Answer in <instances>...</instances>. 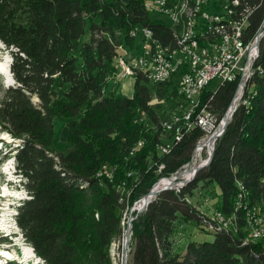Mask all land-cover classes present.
Segmentation results:
<instances>
[{"label":"trees","instance_id":"16d2710c","mask_svg":"<svg viewBox=\"0 0 264 264\" xmlns=\"http://www.w3.org/2000/svg\"><path fill=\"white\" fill-rule=\"evenodd\" d=\"M242 3L251 7L249 31L254 34L264 20V0ZM165 24V19L152 20L142 0H0V39L11 48L10 72L16 82L4 88L0 127L18 143H10L7 154L13 155L30 195L18 206L17 224L45 264H115L108 248L123 232L121 210L148 194L159 178L148 159L166 162L167 172L190 159L200 130L159 157V132H145L138 122L145 112L158 122L156 111L163 104H152L153 94L169 100L168 84L155 89L139 77L131 96L114 95L107 87L118 55L107 34L119 31L123 45L131 46V30L148 25L171 44ZM255 70L249 87L256 91L234 112L210 164L180 192L159 193L134 219L131 264H264L261 239L242 242L247 210L240 209L243 203L235 206L241 182L244 206L264 210V37ZM236 88L237 82H227L206 96L219 117ZM63 119L67 148L57 151V126ZM142 138L146 146L130 157ZM115 162L121 165L113 182L98 176L104 164ZM129 169H138L140 180L136 185L126 182L121 202L115 184L123 185ZM201 183L219 187V209L231 215L238 231L213 233V241H189L182 254L172 236L180 218L201 222L185 199Z\"/></svg>","mask_w":264,"mask_h":264},{"label":"built area","instance_id":"2783aa9c","mask_svg":"<svg viewBox=\"0 0 264 264\" xmlns=\"http://www.w3.org/2000/svg\"><path fill=\"white\" fill-rule=\"evenodd\" d=\"M121 1L128 3L130 0ZM142 1L145 8L151 13L152 20L159 21L160 15H157V8L166 7V15L170 16V24L165 25L169 29H173L174 34L180 31L178 21H175L174 17V7L176 5H169V0H164L162 5L149 7L145 5V0ZM198 10H202V19L197 26V34H192L189 40H182L186 45V56H181V67H172L171 52H165V43L156 37L155 31L148 25H138L131 30L130 35L135 41L130 50H127L123 44L115 45L118 52L116 60L119 62V71H113L112 73H118V80L128 77H144L146 82L152 84L155 89L163 84L169 85V100L166 97L160 98L157 92L153 94L152 104H163V107L156 111L159 118L158 122L156 123L151 119V125L147 127L142 120L143 117L150 118L146 112L143 117L138 118V122L144 127L145 132H153V134L159 132L158 141L155 143L159 157L170 154L187 136L196 130H200L202 134L197 139L193 150L195 156L199 143L210 137V147L203 149V152L206 151V155L202 152L201 159L203 160L198 163V166L193 167L192 174L190 172L194 156L191 162L180 166L173 172H167L166 162H154L151 157V163L154 164L151 167H155L154 172L159 176V179L150 191L153 192L155 187L162 181L166 183L156 192L151 202L159 193L165 190L180 192L182 190L180 181L195 179L197 173L209 165L208 161L216 140L225 132L224 126L226 123L217 131L222 120L228 116L230 108L234 106L229 116L230 121L232 114L241 104H244V98L253 97L256 91L255 87H249L248 76L257 73V70L253 69V62L264 37V20L257 32L251 34L249 29L252 10L249 5L244 6L242 0H210V5H203L202 0L199 3ZM139 36L142 37V41L137 44L136 40ZM146 63H153V70H146ZM184 71H196L197 78L205 79V87L195 89L196 80H191L189 90L183 91L182 95H175V86H179ZM217 71H224V79L218 82V86L212 87V75ZM106 80L108 85L109 75ZM227 82H237V88L231 105L223 115L222 120H219V115L212 109L207 97L210 94H215L219 87ZM166 102L170 105L169 111L164 108ZM235 102H237L236 105H234ZM144 146H146L145 138H142L132 149L130 157ZM125 171H128V179L124 180L122 186H116V190L122 194L121 202H123L126 182H134V185L138 184L141 174L138 169ZM99 177H105L113 182L115 166H102ZM170 180H176V183L168 185ZM239 188L241 193L236 202H243V209L247 210V226L252 229L249 234L258 235V232H264V218L261 215L263 213H258V208L250 209V207L244 206L243 198L246 192H242L241 182ZM199 193L201 194V192ZM192 198L193 195L191 198L186 196L185 199L192 204ZM193 207L201 217L200 223H202V226L200 227L202 230L211 233L229 232L231 215L225 214L222 210H215L207 216L198 209L197 205H193ZM132 211L131 214H133Z\"/></svg>","mask_w":264,"mask_h":264},{"label":"rangeland","instance_id":"374dc122","mask_svg":"<svg viewBox=\"0 0 264 264\" xmlns=\"http://www.w3.org/2000/svg\"><path fill=\"white\" fill-rule=\"evenodd\" d=\"M107 36L111 40V42H113V44L115 45L123 44V34L121 32L112 31L109 32ZM85 38L86 40L89 39V33L85 36ZM136 41L137 44H140L142 41V37L139 36ZM126 49L130 50L131 46L126 45ZM9 60L10 61L13 60L11 48L8 49L5 43L0 39V62L9 63ZM218 82H220V80L213 79L211 86L212 87L218 86ZM6 83H8L9 85H11V83L13 85H16V82L14 81L12 74L10 75L9 73H7L6 76L0 74V84H1L0 101L4 98L5 95L4 88L9 87L7 86ZM135 83H136L135 77H128L126 79L117 80V81L112 80L107 85V87H108V91L114 93V95L116 94V95L131 96L134 92ZM151 86L155 88L152 84ZM67 88H69V85H67ZM58 89L60 90V94H61L63 89L62 90L61 88ZM32 99L36 103L39 101L37 96H34ZM231 103L229 104V106L231 105ZM169 106L170 105L168 104V102H166L164 108H166V110L168 109L169 111ZM223 115L219 117V120L220 119L222 120ZM142 120L146 123L147 127L151 125L150 124L152 122L151 118L147 119L146 117H143ZM66 122L67 120L64 119L63 121L60 120L57 126L59 130L58 138H57V149H56L57 151L60 150L63 151L67 148L68 126H66ZM14 140L15 138L9 132L2 130V128L0 127V264H45L44 260L39 256H37L33 247L29 244V242L26 241L20 227L17 224V214L19 212L18 206H20L25 199L29 198L30 195L24 186V181H23L24 179H22V177L17 173L16 164L13 155L8 156L7 154V151L10 148L9 146L10 143H12V145L15 144L18 145V143H14ZM203 154L206 155L205 150ZM193 156H194V151H192V154L190 156L191 158L182 165L184 166L189 162H191ZM150 159L151 158H149L148 160ZM104 165L108 167L115 166V173H117L118 169H120L121 163L115 162L111 164L107 163ZM174 171H176V169ZM116 186L117 184H115V187ZM199 192H201V194ZM146 196L147 194L144 197L140 198L141 201L142 199L144 200ZM220 198H221L220 189L217 185L212 184L205 187L201 183L199 187L196 189L195 193L193 194V198L191 199L192 204L191 203L190 204L192 206L197 205L199 207L198 209L200 211H203L204 214L208 216L212 214L215 210H220L219 209V205L221 202ZM140 199L137 200L133 206H130L129 203H126L124 208L121 210L123 232L120 237L115 238L111 242L108 248L111 259L115 264H123V262H125L124 264H131L132 244H133L132 223L134 219L137 217V215L141 213V211L138 210V211H134L133 214L131 215V209L132 208L134 209L136 207V204L140 203ZM238 203H243V202H236L235 206L236 205L238 206ZM240 209L243 208L241 207ZM250 209H257L258 213L262 212L263 214L261 215L264 218V210H262L260 206H253L250 207ZM186 222L188 223L186 228H182V227H180L179 229L177 228L175 229L176 231H174L173 233L172 238L173 241L175 242L174 247L176 252L183 250L185 243L189 242L187 240H191L194 242L213 241L214 234L209 231L207 232L205 230H202L200 227L202 226L201 225L202 223H199L198 221H191V222L186 221ZM236 227H237L236 224L231 221L229 223V229H230L229 232H237L238 230L236 229ZM128 230H130L129 240H128V244L125 246L124 243L128 235ZM250 230L252 229H249L248 226H246V228L243 230L244 232H246V236L244 237L242 242L244 244H250L251 243L250 241L260 242L258 239L259 236L254 234H249ZM181 232H183V234H185L187 238L186 241H184V243L182 244L176 241L175 239V237L180 236ZM261 242L264 243V240H261Z\"/></svg>","mask_w":264,"mask_h":264},{"label":"bare ground","instance_id":"6f19581e","mask_svg":"<svg viewBox=\"0 0 264 264\" xmlns=\"http://www.w3.org/2000/svg\"><path fill=\"white\" fill-rule=\"evenodd\" d=\"M201 1L202 0H178L176 2H172L169 0V5H176L174 7V17H175V21H178V26H180V31H177L176 34H174L173 29H171L173 42L172 43L170 42L171 44H165V52H171L172 67H181L182 66L181 56H186V45L184 44L182 40H189L192 34H197V26L202 19V10H198L199 3H201ZM162 2H164V0H145V5L149 7H157V5H162ZM203 5H210V0H203ZM193 12H194V15H193ZM157 15H160L159 16L160 20L165 19V21L168 24H170V16L166 15V7L157 8ZM258 52L259 50H257V55L253 62L254 70H255V62L258 56ZM10 66H11L10 60H9V63L0 62V74L3 76H6V74L9 73L11 75ZM146 70H153V63H146ZM116 71H119L118 61L116 65ZM252 76L253 74H249L248 76V85H249V82ZM213 79H218L222 81L224 79V71L214 72V74L212 75V80ZM112 80H116V81L118 80V73H113L109 77V83ZM191 80H196L195 89H203L205 87V79L197 78L196 71H184L183 79L179 82L178 91H176L177 95H182L183 91L189 90V87L191 86ZM244 102H246V100H244ZM236 104L237 102H235L234 105ZM233 109H234V106L230 108V112L228 113V116L222 120L220 127L217 131H219L224 126L227 118L230 116V113L233 111ZM206 147H210V137H207L205 140H202L197 146L196 151H195V156H194V162L191 165V172H190L191 174L194 169L193 167L198 166V163L202 162L203 160L201 159L202 152H203V149ZM214 149H215V145L212 149V152H214ZM100 173L101 171H99L98 176H100ZM189 181L190 179H186V181H180V188L183 187L185 184H187ZM175 183H176V180H170L168 182V185H174ZM165 184L166 183L162 181L159 185H157L154 191L149 196L145 197V199L142 200L140 203H137L133 211L131 209L132 213L135 210H141V211L144 210L148 206L149 202L153 199L156 192L160 190L161 187H163ZM238 206H241V203H238ZM257 236H259L258 237L259 240L260 239L262 240L264 238V232H258ZM124 263L125 262H123V264Z\"/></svg>","mask_w":264,"mask_h":264},{"label":"crops","instance_id":"0c3cea01","mask_svg":"<svg viewBox=\"0 0 264 264\" xmlns=\"http://www.w3.org/2000/svg\"><path fill=\"white\" fill-rule=\"evenodd\" d=\"M190 198H191V196H189ZM220 200H221V198H220ZM188 222H191V221H188ZM187 222L186 221H184V219H179L178 220V222H177V227H176V229L178 228H180V227H182V228H186L187 227ZM176 231V230H175ZM178 234H179V232H178ZM173 237V236H172ZM175 239H176V241H178L179 243H184V241H186V235L185 234H183V232H181V234H180V236H177V237H175ZM172 240H173V238H172ZM187 241H191V240H187ZM174 242V241H173ZM188 243V242H187ZM187 243H185V246H184V248H183V250H180V251H177V252H179V253H182V254H184L185 253V247H186V245H187ZM174 246H175V242H174ZM175 248V247H174Z\"/></svg>","mask_w":264,"mask_h":264},{"label":"water","instance_id":"95a60500","mask_svg":"<svg viewBox=\"0 0 264 264\" xmlns=\"http://www.w3.org/2000/svg\"><path fill=\"white\" fill-rule=\"evenodd\" d=\"M12 77H13V76H12ZM13 79H14V78H13ZM14 81H15V79H14ZM11 86H13V84H11ZM232 115H233V114H232ZM229 119H230V117H228L227 120H226V124H225V126H224V131L226 130L227 125H228V123L230 122ZM212 157H213V152H212V155H211L210 158H209V161H208L209 164H210V162H211V160H212ZM151 193H152V191H150V193H148L147 196H149V194H151ZM147 196H146V197H147ZM150 202H151V201H150ZM150 202H149V204H150ZM149 204H148V205H149ZM129 231H130V230H128V235H127V237H126V239H125V243H124L125 246L128 244V240H129Z\"/></svg>","mask_w":264,"mask_h":264},{"label":"clouds","instance_id":"9594fccd","mask_svg":"<svg viewBox=\"0 0 264 264\" xmlns=\"http://www.w3.org/2000/svg\"><path fill=\"white\" fill-rule=\"evenodd\" d=\"M17 234V233H16Z\"/></svg>","mask_w":264,"mask_h":264}]
</instances>
